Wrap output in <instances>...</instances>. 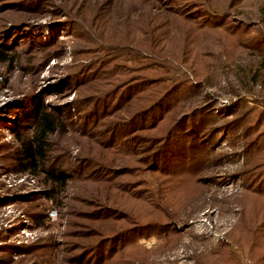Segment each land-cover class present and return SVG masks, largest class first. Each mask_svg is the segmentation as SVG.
Segmentation results:
<instances>
[{
    "label": "rangeland",
    "instance_id": "1",
    "mask_svg": "<svg viewBox=\"0 0 264 264\" xmlns=\"http://www.w3.org/2000/svg\"><path fill=\"white\" fill-rule=\"evenodd\" d=\"M0 264H264V0H0Z\"/></svg>",
    "mask_w": 264,
    "mask_h": 264
},
{
    "label": "trees",
    "instance_id": "2",
    "mask_svg": "<svg viewBox=\"0 0 264 264\" xmlns=\"http://www.w3.org/2000/svg\"><path fill=\"white\" fill-rule=\"evenodd\" d=\"M30 107L29 112L33 116L35 128L30 138L21 139L20 141V147L17 152L20 158L19 164L20 166L22 165L21 170L23 172H31L36 175L39 174L38 171L43 172L45 177H47L45 180L49 182L50 192L53 193L57 191L59 186L63 187L70 178V175L63 169L59 170L52 165H50L52 168L45 166L46 163L50 162L46 149L48 145L47 139L51 134H54L56 124L60 123V118L54 117L47 112L45 106L41 105L39 98H34ZM22 108L26 111L24 106ZM254 194L256 196L258 193Z\"/></svg>",
    "mask_w": 264,
    "mask_h": 264
}]
</instances>
